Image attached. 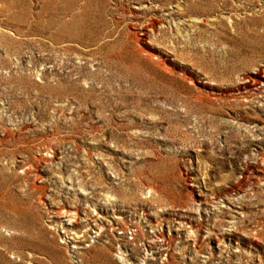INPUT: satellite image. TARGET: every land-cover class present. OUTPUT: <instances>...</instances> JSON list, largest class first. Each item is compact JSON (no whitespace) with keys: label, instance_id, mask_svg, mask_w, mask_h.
Segmentation results:
<instances>
[{"label":"rangeland","instance_id":"1","mask_svg":"<svg viewBox=\"0 0 264 264\" xmlns=\"http://www.w3.org/2000/svg\"><path fill=\"white\" fill-rule=\"evenodd\" d=\"M0 264H264V0H0Z\"/></svg>","mask_w":264,"mask_h":264}]
</instances>
